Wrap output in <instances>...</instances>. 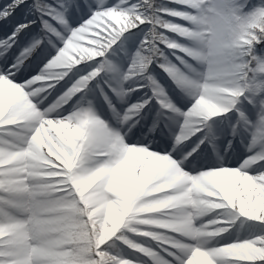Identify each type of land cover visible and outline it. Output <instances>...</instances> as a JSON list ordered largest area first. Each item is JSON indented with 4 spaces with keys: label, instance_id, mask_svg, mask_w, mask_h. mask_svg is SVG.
<instances>
[{
    "label": "snow or ice",
    "instance_id": "snow-or-ice-1",
    "mask_svg": "<svg viewBox=\"0 0 264 264\" xmlns=\"http://www.w3.org/2000/svg\"><path fill=\"white\" fill-rule=\"evenodd\" d=\"M0 264H264V0H0Z\"/></svg>",
    "mask_w": 264,
    "mask_h": 264
}]
</instances>
